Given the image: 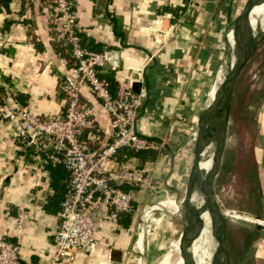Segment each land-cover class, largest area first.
Listing matches in <instances>:
<instances>
[{"label": "crops", "instance_id": "obj_1", "mask_svg": "<svg viewBox=\"0 0 264 264\" xmlns=\"http://www.w3.org/2000/svg\"><path fill=\"white\" fill-rule=\"evenodd\" d=\"M70 1L78 32L101 45V50L117 53L119 65L103 71L112 73L115 85L130 79L140 83L143 96L135 131L157 148L149 150L156 154L152 161L141 163L136 157L119 161L141 169L149 179L147 185L128 188L135 212L127 221L116 217L114 222H97L93 243L76 252L69 264H137L142 257L148 264L152 248L147 236L137 230V210L180 198V176L185 178L190 157L182 153L177 159L176 150L188 131H194L193 146L207 88L222 58L220 44L230 0H103L101 7L98 0ZM58 27L50 0H11L8 11H0V103H18L42 116L62 110L60 84L69 66ZM80 97L92 108L97 127V133L84 131L81 138L87 145L100 146L108 139V115L86 87L81 88ZM261 105L254 154L258 189L247 193L256 203L242 207L241 212L264 220V103ZM209 165L210 161L204 170ZM53 193L47 169L30 158L9 124L0 119V237L18 244L21 264H44L53 250L58 210L45 209ZM175 206L164 205L167 209ZM19 214L23 225L18 234ZM237 224L233 227L241 237L235 235V259L230 258V264H264L263 229ZM196 241L197 236L183 259L194 253L191 248ZM113 250L119 251L117 261L111 258ZM173 250L178 253L176 241Z\"/></svg>", "mask_w": 264, "mask_h": 264}, {"label": "built area", "instance_id": "obj_2", "mask_svg": "<svg viewBox=\"0 0 264 264\" xmlns=\"http://www.w3.org/2000/svg\"><path fill=\"white\" fill-rule=\"evenodd\" d=\"M59 20V39L69 47L71 65L61 80L62 110L54 115H37L18 103H0V119L12 135L30 149L38 165L60 164L67 172L59 202L57 226L52 235L53 250L44 264H69L78 251L87 250L94 241V226L102 220H116L117 214L131 208L132 193L123 186H144L149 179L142 170L116 161L119 149L154 150L157 146L135 131L137 109L142 92L133 93V80L118 81L112 94L108 82L99 77L106 63L105 50L82 47L77 36L75 14L70 0H50ZM86 87L108 115L107 141L89 147L81 138L84 131L97 133L92 108L82 103L81 88ZM95 138H98L97 135ZM105 210L104 213H100ZM223 218L248 222L264 228V220L233 209H221ZM16 219V231L22 230ZM0 264H21L18 244L0 237Z\"/></svg>", "mask_w": 264, "mask_h": 264}, {"label": "rangeland", "instance_id": "obj_3", "mask_svg": "<svg viewBox=\"0 0 264 264\" xmlns=\"http://www.w3.org/2000/svg\"><path fill=\"white\" fill-rule=\"evenodd\" d=\"M240 1L237 4V13H239L243 7L244 2ZM259 0H253L256 3ZM239 6V8H238ZM234 15V18L236 17ZM230 51L228 50L226 58L222 56L220 63L216 68L209 87L215 80L217 69L224 61L228 62L230 59ZM264 91V31L260 34L255 42L254 50L249 56L248 60L241 69L232 95L231 107L229 113V120L226 133V141L223 151L222 160L225 161L222 172L217 179V185L215 186V198L218 206L221 209H234L241 212L242 207L251 205L252 201L247 198L248 191H253L254 184L251 180L247 179L243 173L242 164L244 163L245 154L248 153L251 147V137L253 129L256 130V123L258 121V110L264 103L263 97ZM207 101V97H206ZM194 131H188L186 139L183 143L179 144L176 150L175 157L180 159L182 153L184 156L190 157L192 151V141ZM208 155V153H207ZM189 159V161H190ZM204 167V166H203ZM221 170V169H220ZM184 175L180 176V189L184 186ZM219 181V182H218ZM182 192V191H181ZM180 193V192H179ZM178 193V195H179ZM168 202V203H167ZM175 202L163 201L160 204L163 207H153L152 205H146L140 207L137 211V230L140 232L141 223L143 226L144 235L148 239V247L151 249V253L148 254V264H182L181 260H178V254L173 250L174 242L182 229L186 227L188 220H182L177 215H170L172 209L164 207L166 204H173ZM177 203V201H176ZM150 204H156L150 203ZM222 214V213H221ZM218 223L220 226V216L217 213ZM249 216V215H248ZM140 217L142 220H140ZM205 217H209L208 214ZM244 224L251 225V223L243 222ZM225 224V242L228 253V258H234L233 253L235 251V235L241 237L240 231L236 232L233 226L238 225L237 222H233L224 218ZM264 232V228H262ZM221 231V230H220ZM211 233V232H210ZM243 234V233H242ZM206 236L203 231L199 229L197 234V241L191 248L194 252L190 257L198 256L203 253L202 241ZM247 238H250L249 236ZM208 237H206V240ZM251 240L248 239V242ZM208 250H211L215 246V238L211 233V238L208 239ZM197 251V252H195ZM230 254V255H229ZM176 261V262H175ZM184 260L183 262H187ZM194 264H207L204 253L196 258H193ZM140 259L137 264H141ZM191 263V264H193Z\"/></svg>", "mask_w": 264, "mask_h": 264}, {"label": "water", "instance_id": "obj_4", "mask_svg": "<svg viewBox=\"0 0 264 264\" xmlns=\"http://www.w3.org/2000/svg\"><path fill=\"white\" fill-rule=\"evenodd\" d=\"M238 1L239 0H230L228 6V18L220 44L222 56L226 58L228 50L230 51L231 56L228 62L224 61L222 65L219 66V68L217 69V74L215 75V80L212 83V85H215L216 101L214 103L213 110L210 113H207L205 106V108L199 115L197 129L193 139L194 141L192 146V155L188 171L185 176L184 186L180 198L177 200V203L175 202L176 206L172 208V211L170 212V215L172 216L177 215L182 220H188L186 227L180 231L175 240L177 242V254L181 260L185 255L189 253V245L197 236L199 229L202 227V221L200 219L201 214L206 212L210 218L213 213L216 212L220 216V255L222 264H230L225 242L226 229L224 218L220 213V207L216 202L215 186L222 164L234 86L241 69L243 68L244 64L248 60L255 47L254 44L242 59H238L239 52L234 44L233 38V18L237 11ZM250 1L251 0H245V8H249ZM102 4L103 0L97 1L98 7H101ZM228 33H230L232 42H229ZM105 52L107 64L103 68L109 70L111 67H117L119 65V61L116 60V51L105 49ZM139 87L140 83L133 82L131 84V91L133 93H138ZM205 149L208 150L210 165L208 169L203 172L204 183L198 191V196L201 199L200 204L195 205L191 202V186L199 177V171L201 170L199 169L198 164L199 160L201 159V154ZM146 205H152L153 207H163L159 203ZM146 205H144L143 207H145ZM140 220H142L141 217ZM140 235L142 237L145 236L142 223L140 227ZM118 252L119 251L113 250L111 252V258L117 261V255L119 254ZM141 264H145L144 257H142Z\"/></svg>", "mask_w": 264, "mask_h": 264}, {"label": "bare ground", "instance_id": "obj_5", "mask_svg": "<svg viewBox=\"0 0 264 264\" xmlns=\"http://www.w3.org/2000/svg\"><path fill=\"white\" fill-rule=\"evenodd\" d=\"M264 31V0H259L256 3L253 0L250 1L249 8L243 7L241 12L233 18V38L234 44L239 52V60L243 58V56L247 53L249 49L253 47L256 40L260 36V34ZM229 42H232L230 33H228ZM215 85L210 87L209 93L207 95L206 101V110L207 113H210L214 108L215 103ZM208 150L205 149L201 154V159L199 160V177L191 186V202L195 205H199L201 199L198 196V191L203 186L204 183V174L205 171L203 166L209 161L208 158ZM168 203V202H167ZM206 212L201 214L200 219L202 221V227L200 228L203 231V234L211 238V233L215 238V246L211 250H208V239L206 237L202 241V247L199 249L203 250L204 257L207 264H222V259L220 255V226L218 223V215L217 213H213V215L209 218H206ZM211 232V233H210ZM249 245V244H248ZM246 245V246H248ZM197 252V251H196ZM203 253L198 256L189 257L181 260L182 264H189L193 258L201 256ZM187 262H183L187 260ZM163 264V263H162Z\"/></svg>", "mask_w": 264, "mask_h": 264}, {"label": "trees", "instance_id": "obj_6", "mask_svg": "<svg viewBox=\"0 0 264 264\" xmlns=\"http://www.w3.org/2000/svg\"><path fill=\"white\" fill-rule=\"evenodd\" d=\"M11 0H0V11H8V5L9 2ZM112 23H114V20H111ZM30 35V33H28ZM77 36L79 38V43L82 47H84L85 49H89V50H95V51H100L101 50V45H99L98 43H93L90 39H88L87 37L82 36L79 32H77ZM61 44L64 46V49L66 50V58H67V62H68V66L71 65V58L69 57V47L66 43H64L62 40H60ZM99 77L103 78L104 80H106L108 82V88L109 91H113L116 87L115 85V81L113 79L112 73L111 72H106V71H102V73L99 74ZM263 97H264V91H263ZM257 139V131L253 129L252 132V137H251V147L249 148V151L247 154H245V158H244V163L242 164L243 167V173L245 175V177L249 180H251V182L254 184L253 186V191L254 192L258 189V183H257V179H256V160H255V156L254 154L256 153L255 151V141ZM23 146V145H22ZM89 147H93V145H88ZM26 150L27 153H30V149L26 146H23ZM155 152L149 151V150H144V151H133L130 148L124 147L118 150V152L116 153V161H123L126 160L130 157H136L138 158V160L143 163L144 161H152L155 158ZM225 161L222 160V164H221V172L223 170ZM49 174L50 177V185L52 186L54 193L52 194V196L49 197L48 199V203L47 205H45V209L49 212H57V210L59 209L58 203L60 202L63 192H64V186H65V181L67 178V172L65 171V169L62 167V165L60 164H55V165H51L50 163L46 164L44 166ZM220 174V173H219ZM219 182V181H218ZM128 188H133L136 189V186H123L122 189L123 190H128ZM252 203H256V199L255 200H251ZM252 203L250 206H252ZM135 212V208H134V203L131 204V208L130 210L126 211V212H120L117 214V218L124 221H127Z\"/></svg>", "mask_w": 264, "mask_h": 264}]
</instances>
